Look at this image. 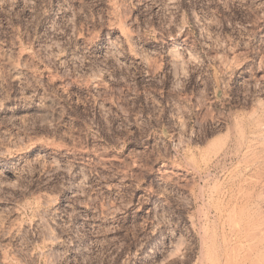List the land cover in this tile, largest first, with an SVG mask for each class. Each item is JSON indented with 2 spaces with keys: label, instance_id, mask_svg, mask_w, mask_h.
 Segmentation results:
<instances>
[{
  "label": "rangeland",
  "instance_id": "rangeland-1",
  "mask_svg": "<svg viewBox=\"0 0 264 264\" xmlns=\"http://www.w3.org/2000/svg\"><path fill=\"white\" fill-rule=\"evenodd\" d=\"M0 264H264V0H0Z\"/></svg>",
  "mask_w": 264,
  "mask_h": 264
},
{
  "label": "bare ground",
  "instance_id": "bare-ground-1",
  "mask_svg": "<svg viewBox=\"0 0 264 264\" xmlns=\"http://www.w3.org/2000/svg\"><path fill=\"white\" fill-rule=\"evenodd\" d=\"M262 126V125H261ZM263 129V128H262ZM261 136V135H260ZM262 142V141H261Z\"/></svg>",
  "mask_w": 264,
  "mask_h": 264
}]
</instances>
